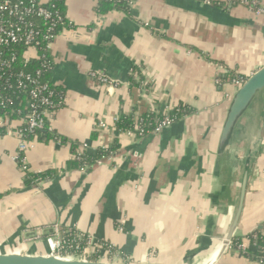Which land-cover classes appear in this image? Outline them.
<instances>
[{"label":"crops","instance_id":"obj_1","mask_svg":"<svg viewBox=\"0 0 264 264\" xmlns=\"http://www.w3.org/2000/svg\"><path fill=\"white\" fill-rule=\"evenodd\" d=\"M100 2L66 0L73 27L50 51L49 80L65 100L48 120L52 136L30 143L25 164L52 179L29 188L19 140L0 127V252L44 253L58 226L113 246L114 264H260L243 254L250 235L264 231V91L222 151L239 90L216 80L224 71L249 79L264 67V14L232 0H132L127 11L99 15ZM180 108L188 114L160 134L117 131L121 117L138 124ZM73 145L89 155L118 150L91 169L67 170Z\"/></svg>","mask_w":264,"mask_h":264},{"label":"built area","instance_id":"obj_2","mask_svg":"<svg viewBox=\"0 0 264 264\" xmlns=\"http://www.w3.org/2000/svg\"><path fill=\"white\" fill-rule=\"evenodd\" d=\"M55 1L50 0L46 3L43 0H0V106L8 108L14 104L13 98H5L4 96V92L8 90L15 94L27 95L30 98L25 104L29 113L27 117L21 119V129L12 130L11 117L8 115H0V127L7 129L6 134L8 136H15L19 140V153L16 160L21 163L22 169L26 173L29 171L25 164V153L28 151L30 143L37 141V133L48 129V120L63 106L65 94L64 92H56L49 83L42 81L43 73L41 71L36 73L13 72L18 59L17 54L13 51V46L23 45L25 47L22 61L25 66L30 65L35 60L48 59V53H50L55 41L61 33L67 30V27H63L65 26V18L54 3ZM112 1L118 4L127 3L129 7L132 5V0ZM232 1L249 7L258 15L264 14V8L258 0ZM60 27H63L61 33ZM227 74L228 72L224 71L217 78L216 84L218 86H223L225 83L223 76ZM91 77L102 85L119 86L117 81L101 73H92ZM13 80H16V83L13 84ZM247 80L235 76L231 83L240 90ZM170 112L166 111L163 117L154 121L155 128L151 131L152 133L160 134L185 117L179 116V114L172 116ZM178 112L180 113V111ZM115 121L118 122L119 119ZM98 126L101 129H107L108 123L101 121ZM133 132L144 136L150 131L144 128L141 118ZM85 148L86 145L83 146V150ZM121 231L123 230L121 229ZM54 232V236L48 241V248L44 253L68 258H95L94 256L97 254L96 258L101 260H111L116 255L113 246L96 242L92 235L82 234L77 230L63 231L58 226L54 227ZM67 234H73L71 240L65 239L64 236ZM253 240L256 241L257 237L254 236ZM100 252L103 255L98 257Z\"/></svg>","mask_w":264,"mask_h":264},{"label":"trees","instance_id":"obj_3","mask_svg":"<svg viewBox=\"0 0 264 264\" xmlns=\"http://www.w3.org/2000/svg\"><path fill=\"white\" fill-rule=\"evenodd\" d=\"M54 3L56 4L60 13H62V15L65 18V22H64L65 26L63 27H67V29H71L73 25L68 22L66 14H65L66 0H56ZM129 8L130 7L127 3L118 4L112 0H101L100 4L97 7V13L99 15H105L113 10L127 11ZM63 27L59 28L60 33ZM25 50L26 49L23 45L13 46V51L18 56L17 62L15 64V69L13 70V72L20 73L22 71H25V72L36 73L37 71H41L43 73V76L41 79L42 81L49 83L56 92H63L58 87L53 86L49 80V77L53 71L52 68L54 69V62L51 58L50 53H48L47 60H35V61H32L30 65L25 66L22 63L23 54ZM234 77H235L234 75H232L231 73H228L226 76H223V80L225 81V83H230ZM12 82L14 84L16 83V80H13ZM4 96L5 98H13L14 104L9 106L8 108H2L0 106V115H8L11 117V119L19 118L20 120L27 117L29 111L25 104L30 100V98L27 95H23L20 93L15 94L13 91L8 90L4 92ZM178 111H180V113ZM188 112L185 111V109L180 108V109L171 111L170 115L178 116L179 114V116H186ZM142 119H143V126L146 130L152 131L155 128V122H154L155 115L148 114L146 116H143ZM136 128H137V122L133 120L131 117H121L117 123V131L119 133H122L124 131H135ZM49 135L52 136V134L48 132V129L40 131L37 133V140L38 141L48 140L50 137ZM30 139H33V137H30ZM79 149L80 147H78V145H73V153L75 157H74V160H72L68 164L67 170H71V169L78 168V167L79 168L88 167L89 169H91L95 167L98 163H100V161L104 157L109 156V154H113V152L117 151L118 146H114L113 148L109 150L99 151L95 155H89V154H86L85 152L81 153ZM54 175L55 174L51 172L42 173V174L28 173L25 178L26 185L29 188L37 186L39 182L50 180L52 179ZM71 233H74V232H71ZM71 235L73 234H67L64 237L67 240H71V237H72ZM254 236L257 237L256 241L253 240ZM250 239L252 241V246L246 251L245 254H243L244 257L252 261L258 262L260 264L263 262L264 264V231H256L252 233V235H250ZM233 242L235 245L240 244L239 239L238 240L234 239ZM255 242H256V245H255ZM94 257H97V254Z\"/></svg>","mask_w":264,"mask_h":264},{"label":"water","instance_id":"obj_4","mask_svg":"<svg viewBox=\"0 0 264 264\" xmlns=\"http://www.w3.org/2000/svg\"><path fill=\"white\" fill-rule=\"evenodd\" d=\"M263 91H264V67L246 81V83L237 92V94L232 100L226 121L224 123L221 132L220 145L222 151L225 150L230 145L232 136L234 134V131L238 123L246 114V112L250 109V107L255 102L259 94L262 93ZM250 174H251V163H248L245 167V171L242 179L239 205L234 221L235 227L238 225L244 209L246 193L250 180ZM230 242H231V237L227 241V245L230 244ZM0 264H114V263L111 262L110 260L80 258V257L68 258L64 256H55L48 253L31 254L25 250H15V251L0 252Z\"/></svg>","mask_w":264,"mask_h":264}]
</instances>
